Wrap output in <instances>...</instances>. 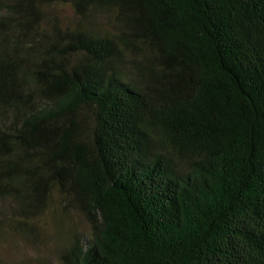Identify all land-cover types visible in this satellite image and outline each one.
I'll use <instances>...</instances> for the list:
<instances>
[{
  "label": "trees",
  "instance_id": "trees-1",
  "mask_svg": "<svg viewBox=\"0 0 264 264\" xmlns=\"http://www.w3.org/2000/svg\"><path fill=\"white\" fill-rule=\"evenodd\" d=\"M54 189L58 264H264V0H0V199Z\"/></svg>",
  "mask_w": 264,
  "mask_h": 264
},
{
  "label": "rangeland",
  "instance_id": "rangeland-1",
  "mask_svg": "<svg viewBox=\"0 0 264 264\" xmlns=\"http://www.w3.org/2000/svg\"><path fill=\"white\" fill-rule=\"evenodd\" d=\"M56 17L63 25L77 22L72 6L55 3L47 6V18ZM100 24L110 27L107 16L101 15ZM48 210L28 223H18L15 202L0 199V264H58V255L73 232H86L84 216L67 196L54 189Z\"/></svg>",
  "mask_w": 264,
  "mask_h": 264
}]
</instances>
